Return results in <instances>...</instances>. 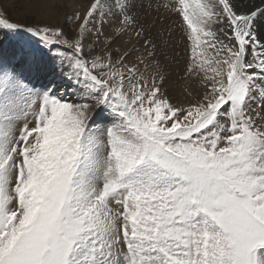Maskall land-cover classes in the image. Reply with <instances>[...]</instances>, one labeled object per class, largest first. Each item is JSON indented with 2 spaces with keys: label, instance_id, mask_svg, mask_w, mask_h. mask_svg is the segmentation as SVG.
Returning <instances> with one entry per match:
<instances>
[{
  "label": "snow or ice",
  "instance_id": "obj_1",
  "mask_svg": "<svg viewBox=\"0 0 264 264\" xmlns=\"http://www.w3.org/2000/svg\"><path fill=\"white\" fill-rule=\"evenodd\" d=\"M34 3L65 21L0 11V264H264V0ZM177 33L186 105L147 74Z\"/></svg>",
  "mask_w": 264,
  "mask_h": 264
},
{
  "label": "rangeland",
  "instance_id": "obj_2",
  "mask_svg": "<svg viewBox=\"0 0 264 264\" xmlns=\"http://www.w3.org/2000/svg\"><path fill=\"white\" fill-rule=\"evenodd\" d=\"M51 1L56 3L63 2V0H48V2ZM33 2L34 0H0V11L4 12L6 14V17L9 18L11 22H17V23L27 22L31 24L39 21L43 23H49L52 25H58L64 23L65 13L62 8L52 9L53 13L55 12V14H58V16H56L53 20L48 19L43 21L40 19L39 20L36 19L37 16L36 11H34L33 13L31 11L24 10L28 6L30 7V5H33L34 8H38L36 5L32 4ZM66 2L68 3V5L72 6L70 11L71 10L82 11L83 6L87 4L88 0H66ZM148 4H149V0H144V8L141 15L143 17L144 13L146 12L149 14L150 19H154L156 17V12L154 11L155 4L152 5V8H149ZM41 9L44 10V8ZM160 22L167 23V21H165L162 17ZM6 31L7 30H0V38L4 37ZM176 35L177 36H175L173 43L165 47L163 54L158 57L159 65H160L159 69H157L155 65H153L147 70V74L150 80L152 76H156L158 82H159V76L162 74L165 77V80L163 82V88L167 92V94L173 99V102L186 105L188 102H190L195 98V93L198 89H200V85L198 83V80H196L195 78L189 75H186L188 55L183 43L180 42L179 34L177 33ZM134 39H135L134 34L129 32L122 37V39L118 42V45H114L113 47L115 48L119 46L121 48V51H123V49L125 47H128L134 41ZM103 42L104 41L102 37L101 45L103 44ZM137 47L140 48L139 45H137ZM142 51L143 49L140 48V51L135 52L134 58L140 56ZM173 59L176 61L177 64L174 62ZM163 66L166 68H164ZM141 70L142 71L144 70L143 66H141ZM190 92L193 93V95H189Z\"/></svg>",
  "mask_w": 264,
  "mask_h": 264
},
{
  "label": "bare ground",
  "instance_id": "obj_3",
  "mask_svg": "<svg viewBox=\"0 0 264 264\" xmlns=\"http://www.w3.org/2000/svg\"><path fill=\"white\" fill-rule=\"evenodd\" d=\"M51 2H53V1H51ZM243 3H245L246 5H251V4H257V5H259L260 4V0H243ZM32 4H34V5H36L34 2L32 3ZM72 4V3H71ZM70 6V9H71V5H69ZM147 6V5H146ZM155 6V5H154ZM41 8H44V10L43 9H41ZM69 9V10H70ZM25 11H31V12H33L34 13V11H36L37 12V16H36V19H40V20H48V19H51V20H53L56 16H58V14H55V12L53 13V10L52 9H50V8H48V7H38V8H34L33 7V5H30V7L28 6L26 9H24ZM40 10H42V11H40ZM151 11V10H150ZM155 11V10H154ZM154 11H153V13H154ZM28 13H30V12H28ZM146 13V12H145ZM26 14V13H25ZM151 14V13H150ZM154 18V17H153ZM177 36V35H176ZM179 39V38H178ZM176 47V46H175ZM179 48V47H178ZM181 49V48H180ZM176 54V53H175ZM177 55V54H176ZM174 60V59H173ZM163 61H165V60H163ZM174 62L176 63V61L174 60ZM174 62H173V64H174ZM179 62V61H178ZM177 64V63H176ZM175 64V65H176ZM174 65V66H175ZM164 67V66H163ZM164 68H166V67H164ZM171 68V67H170ZM173 68V67H172ZM168 69V68H167ZM173 78V77H172ZM166 84V83H165ZM172 84V83H171ZM171 86V85H170ZM173 87V86H172Z\"/></svg>",
  "mask_w": 264,
  "mask_h": 264
}]
</instances>
